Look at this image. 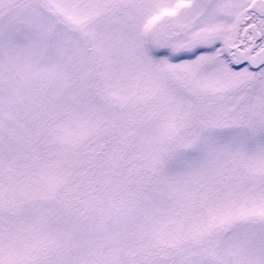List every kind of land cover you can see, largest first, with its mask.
Listing matches in <instances>:
<instances>
[{
  "label": "snow or ice",
  "instance_id": "snow-or-ice-1",
  "mask_svg": "<svg viewBox=\"0 0 264 264\" xmlns=\"http://www.w3.org/2000/svg\"><path fill=\"white\" fill-rule=\"evenodd\" d=\"M0 264H264V0H0Z\"/></svg>",
  "mask_w": 264,
  "mask_h": 264
}]
</instances>
